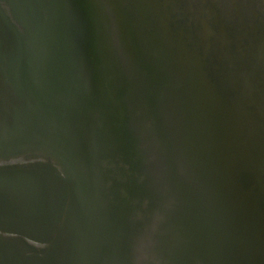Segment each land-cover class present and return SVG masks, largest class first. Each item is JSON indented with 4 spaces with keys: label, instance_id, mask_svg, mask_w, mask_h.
<instances>
[{
    "label": "water",
    "instance_id": "95a60500",
    "mask_svg": "<svg viewBox=\"0 0 264 264\" xmlns=\"http://www.w3.org/2000/svg\"><path fill=\"white\" fill-rule=\"evenodd\" d=\"M0 264H264V0H0Z\"/></svg>",
    "mask_w": 264,
    "mask_h": 264
}]
</instances>
